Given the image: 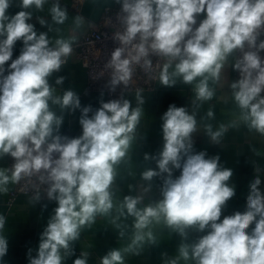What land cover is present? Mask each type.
<instances>
[{
    "label": "clouds",
    "instance_id": "clouds-1",
    "mask_svg": "<svg viewBox=\"0 0 264 264\" xmlns=\"http://www.w3.org/2000/svg\"><path fill=\"white\" fill-rule=\"evenodd\" d=\"M45 3L17 0L21 10L9 15L13 0H0V158L9 156L14 161L10 169H0V193L8 191L10 182L24 180L35 189L34 203L46 194L57 204L40 234L35 256L32 249L28 251V264H63L66 256L74 254L71 245L81 230L98 215H110L114 207L115 219L134 218V245L145 236L154 239L145 229L163 222L186 241L179 247L184 260L264 264L262 180L255 176L250 183L243 212L221 219L222 210L235 196V185L229 183L233 170L220 164L219 155L208 157L205 151H194L197 120L186 107H168L161 116V149L144 154L145 160L156 163V169L141 173L148 182L144 192L152 190L154 178H161L160 198L143 208L138 207L143 200L139 195H126L119 206L113 202L116 169L128 156L142 115L141 107L132 108L124 91L135 66L151 72L153 56L165 61L159 72L161 85L173 87L177 78L195 83L200 102L212 99L209 81L219 82L222 70L231 66L239 72V79L229 86L240 120L249 130L264 135V0H115L121 6L116 22L122 30L112 36L119 46L105 64L111 70L106 86L113 92L118 86L123 88L118 99L101 100L95 110L91 105L81 106L72 89L62 96L54 94L49 78L67 63L76 37L56 38L53 43L47 33H37L28 22L33 17L29 9L43 10ZM49 11L54 24L67 19L59 0ZM201 14L205 16L197 23ZM36 19L53 30L44 18ZM74 23L81 27L83 18L76 17ZM18 41L23 47L12 59ZM64 80L58 76L55 83L62 85ZM137 101L144 102L139 91ZM52 105H58L62 114L57 115ZM76 110L81 113L82 134L61 135L63 114ZM226 130L223 125L216 131L206 126L208 137L217 145ZM175 170H180L179 176L174 177ZM4 225L0 215V232ZM190 233L197 234L196 238L190 240ZM7 252L8 240L0 235V261ZM87 255L81 253L73 264H87ZM100 264H123L121 250L107 252Z\"/></svg>",
    "mask_w": 264,
    "mask_h": 264
},
{
    "label": "crops",
    "instance_id": "crops-1",
    "mask_svg": "<svg viewBox=\"0 0 264 264\" xmlns=\"http://www.w3.org/2000/svg\"><path fill=\"white\" fill-rule=\"evenodd\" d=\"M55 2L56 0H47L43 10H37L35 7L29 9L33 17L28 21L34 24L38 34L47 33L53 43L56 38L67 39L70 36L76 37L73 43L79 41L82 34L90 28L91 23L100 18L105 7L116 5L115 0H59L60 5L67 10V19L63 24H54L49 10ZM20 10L17 0H13L8 14L14 15ZM78 16L83 18V25L76 28L74 22ZM204 16L205 14H201L198 21ZM37 17L47 20L53 30L50 32L47 26H41ZM22 47V42L18 41L12 59L18 57ZM58 76L65 77L62 85L55 83ZM238 79V72L231 66H226L222 70L219 82L209 81L210 87L214 89V96L204 102L196 100L195 83L185 84L179 78L173 87L163 86L158 81L154 89L140 92L143 104H138L137 92L126 95L125 98L131 102L132 108L141 107L142 115L128 156L116 169L117 176L113 186L114 206H119L126 195L142 196V203L138 205L140 208L160 198L161 178H154L152 190L144 192L148 182L142 179L141 173L149 168L156 169L155 161L145 160L144 154H155L161 149V116L173 104L177 107H186L190 114H195L198 131L193 133L194 151H205L208 157L219 155L220 164L233 170L229 183L235 185V196L222 210L221 219L236 211L245 210L249 186L255 176H259L262 180L261 191L264 192V135L249 130L240 120V110L234 102L229 86ZM86 80L87 72L74 54L69 56L60 72L54 73L49 78L50 84L55 88V95L62 96L64 91L72 89L79 96L81 106L91 105L93 110L98 109L101 100L106 102L105 97L100 93L84 94ZM51 107L57 115L62 114L58 105ZM209 111L213 113L211 117L207 115ZM63 115L60 134L68 133L70 138L81 135L80 111L66 112ZM89 115L91 116V113ZM207 125H211L213 131L219 130L221 125L226 126L227 130L218 145L212 143L208 137ZM10 161L9 156L0 158V169H10ZM8 174L10 175V172ZM173 175L179 176L180 170H175ZM14 185L15 183L10 182L7 186L8 191L0 193V215L5 218V225L0 235L8 240V252L0 264H28L29 249H32V255L35 256L40 234L57 207L56 202L48 198L41 197L39 202L34 203L29 195H20L13 204H9V193ZM117 216L114 207L110 215H98L93 224L86 225L81 230L79 239L71 245L74 254L66 256L63 264H73L81 253L88 254L87 264H100L101 258L112 249L121 250L123 264H170L174 259L177 260V264H194L191 259L180 258L179 247L186 241L163 222L154 223L149 229H145V232L151 231L154 239L145 236L144 241L134 245V218L121 216L115 219ZM203 234L206 233L200 235ZM196 235L190 233L189 239H195Z\"/></svg>",
    "mask_w": 264,
    "mask_h": 264
},
{
    "label": "built area",
    "instance_id": "built-area-1",
    "mask_svg": "<svg viewBox=\"0 0 264 264\" xmlns=\"http://www.w3.org/2000/svg\"><path fill=\"white\" fill-rule=\"evenodd\" d=\"M120 7L117 3L116 5L105 7L100 18L91 23L90 28L82 34L80 40L72 45V54L76 56L87 72L84 94L100 93L105 97L106 102L118 99L123 88L121 85L114 92L109 90L106 85L111 70L105 67L111 52L119 46L118 42L112 39V36L114 32L122 30L119 23L116 22V14L120 10ZM261 56L264 58V52L261 53ZM152 60L153 67L151 72H146L140 66H135L132 80L124 91V97L129 93L152 90L156 87L159 81V72L165 61L163 59L158 61V58L155 56L152 57ZM61 135L70 137L68 133H62ZM13 163L14 161L11 158L10 168ZM42 191L43 189L41 188ZM20 195L33 197L35 189L32 187V184L24 180L18 184L15 183L14 187L10 190L8 203L13 204ZM42 198H47L46 194H42Z\"/></svg>",
    "mask_w": 264,
    "mask_h": 264
}]
</instances>
